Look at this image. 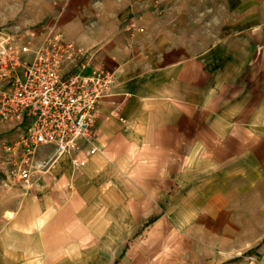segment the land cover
<instances>
[{
  "label": "crops",
  "instance_id": "1",
  "mask_svg": "<svg viewBox=\"0 0 264 264\" xmlns=\"http://www.w3.org/2000/svg\"><path fill=\"white\" fill-rule=\"evenodd\" d=\"M165 3L39 1L115 83L83 166L45 144L29 186L0 181V264H113L145 224L185 264H264V0Z\"/></svg>",
  "mask_w": 264,
  "mask_h": 264
},
{
  "label": "built area",
  "instance_id": "2",
  "mask_svg": "<svg viewBox=\"0 0 264 264\" xmlns=\"http://www.w3.org/2000/svg\"><path fill=\"white\" fill-rule=\"evenodd\" d=\"M42 30L46 36L35 46L0 36V121L15 132L4 149L16 156L10 172L23 186L38 175L41 145L55 147L42 167L63 154L81 167L95 153V146L83 144L95 138V114L115 83L113 72L93 67L94 52L56 29Z\"/></svg>",
  "mask_w": 264,
  "mask_h": 264
},
{
  "label": "rangeland",
  "instance_id": "3",
  "mask_svg": "<svg viewBox=\"0 0 264 264\" xmlns=\"http://www.w3.org/2000/svg\"><path fill=\"white\" fill-rule=\"evenodd\" d=\"M40 0H0V36L10 34L16 39L29 40L33 46L38 44L39 37L45 32L42 30L44 25L35 21L38 16V3ZM165 4L183 6L184 4H199V0H165ZM216 0H208L209 6H214ZM182 10V9H181ZM215 15V13H213ZM15 132L11 127L0 121V181L18 182L11 176V168L16 156H11L5 151L4 147L10 144ZM52 163V162H51ZM37 177V176H36ZM35 179V178H34ZM20 183V182H18ZM147 224L138 232L129 237L126 246L119 254V261L113 264H185L183 254H175L169 251V247L174 244L173 239L164 237L160 240H152L146 235ZM263 243L251 247L250 250L234 253L227 256L229 262L243 260L253 257L254 250H257ZM181 256V257H180ZM259 259H263L260 254Z\"/></svg>",
  "mask_w": 264,
  "mask_h": 264
}]
</instances>
